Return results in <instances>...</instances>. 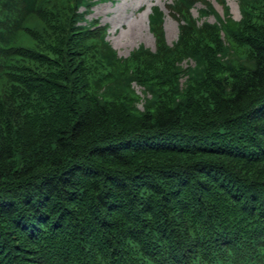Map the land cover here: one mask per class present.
<instances>
[{"label": "trees", "instance_id": "trees-1", "mask_svg": "<svg viewBox=\"0 0 264 264\" xmlns=\"http://www.w3.org/2000/svg\"><path fill=\"white\" fill-rule=\"evenodd\" d=\"M109 1L0 0V264H264V0L127 58Z\"/></svg>", "mask_w": 264, "mask_h": 264}, {"label": "rangeland", "instance_id": "rangeland-1", "mask_svg": "<svg viewBox=\"0 0 264 264\" xmlns=\"http://www.w3.org/2000/svg\"><path fill=\"white\" fill-rule=\"evenodd\" d=\"M175 0H111L100 3L92 9L87 17L88 21H96L107 28V40L120 58H127L132 52L143 46L155 52L157 40L150 29L149 16L154 7H159L165 15L164 31L166 42L172 46L177 42L181 26L184 22L173 13L171 5ZM206 2L211 3L218 15L223 18L222 5L216 0H205L197 3L192 10L194 18L199 17V12L206 8ZM230 8V14L235 20H240L241 11L239 0H225ZM207 22L214 23L215 15H210ZM204 21V20H203ZM200 21L199 24H201ZM134 90L141 95V88L134 86Z\"/></svg>", "mask_w": 264, "mask_h": 264}]
</instances>
